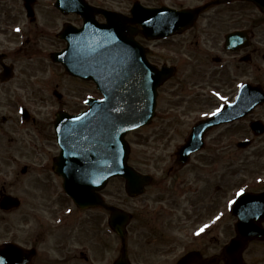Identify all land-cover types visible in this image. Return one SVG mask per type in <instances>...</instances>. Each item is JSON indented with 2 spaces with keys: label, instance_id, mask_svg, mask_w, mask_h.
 <instances>
[{
  "label": "rangeland",
  "instance_id": "obj_1",
  "mask_svg": "<svg viewBox=\"0 0 264 264\" xmlns=\"http://www.w3.org/2000/svg\"><path fill=\"white\" fill-rule=\"evenodd\" d=\"M135 1H140L144 5L165 2L175 6L193 7L206 0H108V3L110 8L128 13ZM8 3L12 4L13 9L9 11V9L0 7L2 22H5V18L12 15L11 13H15L13 16L21 17L18 19L25 23L27 21L25 15H18L22 10L17 0ZM2 4L7 8L4 2ZM41 11L46 17L51 14L46 9H41ZM251 12L252 10L248 8V14ZM55 16L57 23L61 25V18L58 15ZM225 26L226 24H223L221 27ZM0 37L7 40L5 35ZM51 40L47 39L39 43V47L31 57L20 58L19 77L22 78L20 81L15 80L12 85L13 94L16 93L14 96L35 111L37 122L20 123L17 119L12 122L11 126H7L1 119L3 109L0 107V190L6 188L23 199L21 209L8 214L7 217L0 210V243L5 239L33 242V239L29 240L28 237L38 222L45 224L44 227L54 229L56 223L53 221L56 211L68 208L71 211L70 217L66 218L65 223L60 224L61 229L55 228L54 230L66 232L70 248L62 251L54 249V244L41 245L36 261L43 264H58V261H53L50 257L51 251H54L58 252L60 257L66 256V261H61L65 264H85V257L89 258L86 264H114L121 252V240L114 232L108 230V212L106 210L101 212L98 209L82 211L74 208L71 201L65 197L62 178L52 170V159L59 151L51 130L54 110L63 106L69 112H77L85 108L84 97L87 94L91 93L95 97L101 94L97 92L93 83L70 76L61 64L52 61L51 51L62 49L65 42L54 38ZM141 42L143 43L144 40ZM44 47L46 49H43ZM219 54L223 55V52L219 51ZM207 56H203V59ZM254 60L263 69L254 67V64L248 65L242 79L257 81L264 85V59L259 57ZM210 77L209 75L206 81L198 79L197 83H200L201 87L209 85ZM55 91L62 93L61 99L56 96ZM198 92V103L202 101V98H208L213 106H195L194 110H200L190 116V120L176 121L179 130L180 128L188 129V124L193 117L201 114L198 112L204 111V114H208L221 102L218 99L219 96L216 95V98L208 96L202 88ZM159 109V113H162V107ZM249 116L264 120V104L256 108ZM175 126L173 121L162 120L158 117L127 136L131 145L129 162L143 173H160L156 174L157 180L151 187L152 191H155L157 186L165 187L164 181L160 178L170 166L169 163L174 160L173 153L177 146L186 138V132L173 130ZM222 130L225 133L223 136H220L223 131L219 130L212 132L210 136L213 145L214 143L217 145L218 136L224 141L227 138H229L228 142L231 141V146L228 144V147H222L220 151L218 150L222 145L220 144L218 149L213 151L216 169L214 189L221 194L218 184L222 186L224 178L227 179L229 188H236L241 183L243 184L239 190L244 187L258 191L264 188V135L255 137L251 146L240 148L237 146L238 141L250 137L251 132L248 125L241 123ZM25 164L31 167L27 174L22 173ZM192 167L191 164L186 170L191 171ZM102 193L107 195L106 200L109 203L129 211L132 210L135 214V219L128 226V250L132 264H176L184 253L190 251L191 244L185 240L184 231L181 230L179 223L183 212L182 209L179 210L181 203L178 200L172 204L173 209L168 208L165 212L162 211L161 219L158 217L155 221L154 227L157 229V235L153 236L152 226L146 222H151V217H154V214L159 213L161 209L158 203L155 206L152 205L151 208H144L146 200L152 198L151 195L146 194L139 201L129 199L125 193V181L121 178L110 181ZM178 212L181 213V217H178ZM98 216H102L99 221H102L103 226L94 223ZM162 221H168L169 224L165 226L161 223ZM215 231L204 237L208 238V241L212 243L211 247H214V250L210 249L207 252L208 255L221 252L220 246L214 245L216 238H221V233L220 230ZM42 238L45 236L41 235L37 242L39 243ZM80 249L85 252V255L81 254ZM242 256L246 264H264V241L253 239L244 249Z\"/></svg>",
  "mask_w": 264,
  "mask_h": 264
},
{
  "label": "flooded vegetation",
  "instance_id": "obj_2",
  "mask_svg": "<svg viewBox=\"0 0 264 264\" xmlns=\"http://www.w3.org/2000/svg\"><path fill=\"white\" fill-rule=\"evenodd\" d=\"M0 0V7L2 9H9L11 11L12 4L8 2H15V0H4L5 8ZM56 0H34L33 2V19L27 17V12L24 8V2L17 0L21 5L22 12L18 15L26 17V22L20 21L18 18L12 15L5 18V22H2L0 17V36H7L6 39L0 37V107L3 109L1 119L7 126H11L14 120L18 119L20 123H35L37 117L35 111L25 106L20 99L15 97L12 91V85L15 80H19V70L21 66L18 65L20 58L31 57L34 54L39 43L52 39L53 36L58 40L61 38L62 29L66 25H74L80 27L83 23L80 15L76 13L63 14L55 7ZM90 5L107 8L109 7L108 0H87ZM113 1V0H111ZM206 0L193 7L203 6L210 4L207 10H205L197 18L193 26L187 28L181 33L173 34L166 38L160 39H148L145 37L139 38L144 40L143 44L148 48V59L159 69H165L169 78H167L163 84L158 88L157 104L158 108L162 107V113H157L156 118L161 117L162 120L169 119L176 125V132L183 131L186 135L190 133L192 127L196 122L208 117L204 114V111H200V115H195L192 121L188 124V129L177 128L176 121L190 120L189 117L195 114L199 110L195 106H213L208 98H202V101L198 103L199 89L202 88L206 95L213 96L215 93L212 90H216L222 93L223 105L233 102L241 88V85L245 83L263 85L257 81L251 82L247 79H242L245 75L246 66L253 65L259 69H263L262 66L255 63L254 58L262 57L264 59V12L252 2L247 0ZM167 3L160 2L159 4H149L148 7L162 6ZM170 7L183 9L189 8L185 5L175 6L173 4H167ZM192 7V8H193ZM248 8L254 12L248 14ZM46 9L51 14L46 15L41 11ZM61 18L60 23H57L56 16ZM63 16V17H62ZM59 20V19H58ZM96 20L104 22V17L97 14ZM17 23H13V22ZM226 24L225 27H221ZM23 26V27H22ZM26 28V29H24ZM19 29V31H17ZM231 32H242V36H246V40L240 41L237 48L231 49L226 46V36ZM25 36V39L20 42V38ZM9 37V38H8ZM184 38V40H183ZM53 41V40H51ZM202 42V43H200ZM160 43V45L158 44ZM161 48V49H157ZM43 49H46L44 47ZM219 51L223 52V55L219 54ZM197 55V56H196ZM208 55L206 59L203 56ZM21 62V61H20ZM188 65V68H187ZM185 66V68H184ZM187 68V69H186ZM10 73V78L7 72ZM210 77L209 85L201 87L200 83H197L198 79L206 81L208 76ZM22 76V74H21ZM21 86V84L19 85ZM264 86V85H263ZM62 98V96L60 97ZM212 98V97H211ZM212 101V99H210ZM193 105V106H192ZM23 110V111H21ZM25 111V112H24ZM252 116L238 121L237 123H245L248 125L252 120ZM26 119V120H25ZM54 123V122H53ZM236 123V122H235ZM179 124V122H178ZM52 129V128H51ZM171 129V128H170ZM251 132V130H250ZM225 133H221L223 136ZM185 135V136H186ZM218 139L222 144L220 149L216 143L211 145V141L207 139L204 149L200 152L194 153L186 164H179L176 161L174 154V160L169 163L168 169L161 176V181H164V186H157L155 191H152L151 187L157 180L156 172H147V174L153 175L152 183L147 187V194L151 195V199H147L144 204V208H151L155 204H160L161 211L154 214L151 217L149 223L152 228L151 231H155V221L160 217L162 211H166L168 208L173 209V203L177 200L181 203L179 210L182 209L183 216L180 220L181 230L187 234V241L191 244L190 250H198L201 252L205 259L217 258L216 264L222 262L223 264H233V262L223 254V250L228 246L233 238L237 234V221L239 220L232 210V203L228 191L230 190L228 184L221 186L218 192L214 189L215 186V173L214 166V153L216 148L222 151V147H228L231 141L228 142ZM226 148H224L225 150ZM225 153V152H223ZM192 162V163H191ZM193 165L190 168L191 171H187V167ZM25 172H30V165L26 164ZM225 174V173H224ZM223 174V176H224ZM226 181L227 179L224 178ZM224 180V181H225ZM160 181V180H159ZM223 181V182H224ZM217 186V185H216ZM6 191L7 189L4 188ZM264 190L261 188L259 191ZM250 191H258L252 189ZM141 197L136 198L135 201H139ZM23 205V204H22ZM102 209V208H101ZM2 214L7 217L11 212H3ZM132 220L135 219L134 212ZM179 213V212H178ZM181 213L178 217H181ZM219 217V219H217ZM153 219V220H152ZM55 220L53 221V223ZM162 221L161 223H163ZM51 223V221H50ZM256 223L260 228H264V219L259 218ZM38 222L34 227L32 234L28 237L29 240L33 239V242L17 241L19 244L33 249V259L29 264H43L38 263V255L40 253L41 245H53L54 249L65 251V248H70V243L67 241L66 232H56L54 229H61L60 226L44 227ZM52 224V223H51ZM102 226V221H100ZM208 225L205 230L197 235V232ZM48 228V229H47ZM219 231L221 238H216L214 245L220 246V253H214L208 255L207 252L214 247H211L212 243L205 239L206 235H210L213 231ZM215 231V232H216ZM247 232V230H244ZM44 235L38 243L40 236ZM153 235V232H152ZM218 233L216 234V236ZM214 236V235H213ZM264 241L260 238H243L242 242L245 243V248L253 240ZM194 247V248H192ZM238 250L236 256H240V260L244 262L242 253ZM83 250V249H82ZM81 254L85 255L84 251ZM51 260L58 261V264H65L61 261H66V256L60 257L58 252L51 251ZM89 261L88 257L84 258L85 264Z\"/></svg>",
  "mask_w": 264,
  "mask_h": 264
},
{
  "label": "water",
  "instance_id": "obj_3",
  "mask_svg": "<svg viewBox=\"0 0 264 264\" xmlns=\"http://www.w3.org/2000/svg\"><path fill=\"white\" fill-rule=\"evenodd\" d=\"M26 1L27 5L32 2ZM252 1L264 11V0ZM57 5L66 13H81L85 26L79 30L67 28L68 36H63L68 39L71 34L73 37L69 39L68 48L64 52L53 54L54 60L62 62L74 75L94 79L104 98L90 99V109L79 116L58 113L56 128L62 151L55 159V171L63 175L65 190L80 208L101 204L102 198L97 191L103 189L113 176L126 178L129 194L142 193L150 177L138 173L128 164L130 147L125 136L130 130L151 122L155 113L157 88L167 75L148 64L146 49L134 40V36L139 31L148 38L163 37L181 31L193 24L200 9H148L136 2L131 9L132 17L129 18L115 12L91 8L81 0H58ZM95 12L107 16L108 23L96 25ZM129 23L140 24L143 28L140 30ZM229 40L227 46L238 42L235 35L230 36ZM263 101L264 91L261 87L247 85L238 102L227 105L221 112L194 127L185 148L178 153L179 161L191 150L202 146L206 130L246 115L256 104ZM252 128L256 133L264 131V126L259 121L254 122ZM238 203V208L244 214L242 224L252 226L256 224V216L249 215L250 211L264 210V193L244 194ZM19 204L17 198L10 196H5L1 201V207L4 209L17 207ZM111 208L113 212L110 224L119 233L124 244L122 256L115 264H130L125 239L130 214L116 207ZM256 227L253 226L254 229ZM243 230L240 225V238L264 237L261 231L247 233ZM233 246L234 243L226 250L227 253L231 252L228 256L232 262V253L238 252L232 249ZM21 251L13 244L0 247V264H18L23 258L25 260L22 263L26 264L30 253L24 254ZM23 255H26V258ZM197 255L191 252L178 264H191Z\"/></svg>",
  "mask_w": 264,
  "mask_h": 264
},
{
  "label": "snow or ice",
  "instance_id": "obj_4",
  "mask_svg": "<svg viewBox=\"0 0 264 264\" xmlns=\"http://www.w3.org/2000/svg\"><path fill=\"white\" fill-rule=\"evenodd\" d=\"M17 31H19V29H17ZM146 71V70H145ZM241 87H242V85H241ZM217 96H219L220 94L219 93H217L216 94ZM223 98V97H222ZM221 109H217V112H219ZM21 111H23V110H21ZM207 114V113H206ZM216 113H212V115H215ZM77 119H81L80 117H77ZM243 193H244V189H241L240 190V192L239 193H237V195H243ZM230 203H234V201H232V202H230ZM217 219H219V217H217ZM208 227V225H205L204 226V228H201L198 232H197V235H200V233H202L204 230H205V228H207Z\"/></svg>",
  "mask_w": 264,
  "mask_h": 264
}]
</instances>
